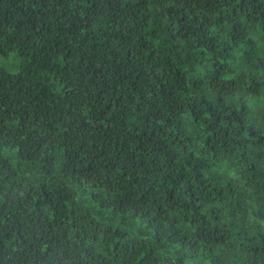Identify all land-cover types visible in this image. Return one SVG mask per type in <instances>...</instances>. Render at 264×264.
Wrapping results in <instances>:
<instances>
[{"label":"trees","instance_id":"1","mask_svg":"<svg viewBox=\"0 0 264 264\" xmlns=\"http://www.w3.org/2000/svg\"><path fill=\"white\" fill-rule=\"evenodd\" d=\"M0 264H264V0H0Z\"/></svg>","mask_w":264,"mask_h":264}]
</instances>
